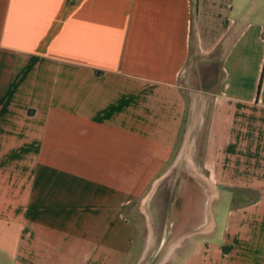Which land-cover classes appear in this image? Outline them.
<instances>
[{
  "label": "crops",
  "instance_id": "obj_1",
  "mask_svg": "<svg viewBox=\"0 0 264 264\" xmlns=\"http://www.w3.org/2000/svg\"><path fill=\"white\" fill-rule=\"evenodd\" d=\"M151 245L264 264V0H0V264Z\"/></svg>",
  "mask_w": 264,
  "mask_h": 264
},
{
  "label": "rangeland",
  "instance_id": "obj_2",
  "mask_svg": "<svg viewBox=\"0 0 264 264\" xmlns=\"http://www.w3.org/2000/svg\"><path fill=\"white\" fill-rule=\"evenodd\" d=\"M211 197H213V196H211ZM251 198H252V195L251 196H246L245 200H250ZM221 205L225 206L226 203L222 202ZM216 209H217V206H216V202H215V203H213V210L216 211ZM153 248H152V245H151L149 247L148 251L145 252V255L142 257V259L139 261L138 264H159V261H161L160 258L162 257V256H159V254H161V253L158 250H152ZM165 255H167V252L165 253ZM165 255H163V257ZM132 259H133L132 257L129 258V261H127L128 262L127 264H130L132 262Z\"/></svg>",
  "mask_w": 264,
  "mask_h": 264
}]
</instances>
